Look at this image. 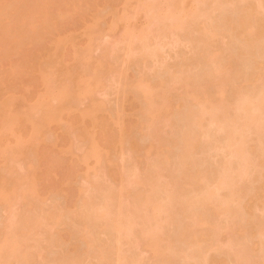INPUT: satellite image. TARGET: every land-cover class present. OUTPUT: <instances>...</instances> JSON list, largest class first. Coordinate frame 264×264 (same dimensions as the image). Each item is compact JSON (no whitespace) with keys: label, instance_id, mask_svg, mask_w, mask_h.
<instances>
[{"label":"rangeland","instance_id":"rangeland-1","mask_svg":"<svg viewBox=\"0 0 264 264\" xmlns=\"http://www.w3.org/2000/svg\"><path fill=\"white\" fill-rule=\"evenodd\" d=\"M149 1H154V3L156 2V5L159 6V8L157 9L158 13L164 11L168 4L167 0H144L145 3H148ZM206 1L203 0L197 3L198 9L195 17H193L188 22L186 28H183L182 31H172V29H170V26H166L167 23L171 24L169 23L170 21H165L162 19V21L166 22L165 24L160 20V17L159 19L154 20V24L151 23L153 24L152 27L150 26L151 28H148L146 24L148 22L149 16H147L146 10L140 11L139 9H136L138 0H116L110 7H108V9H104V7L102 8V4H100L97 7L91 9V11L89 10L87 13H85V17H83L82 14L79 13H72L71 16L63 19L57 17V15L55 14L54 17L51 18V21L57 26V30H55V32H53L52 30V32L47 35V37L50 38L48 41L45 40L44 42L36 43L35 45H31L29 43L30 34L26 31L28 20L22 19V16H11L9 18V21L7 22L6 27L0 29V57H3L2 60H0V81H3L4 83L3 89L1 90L0 88V99L4 101L11 95L15 96L16 98H18V101H16L17 107L27 111V113L29 112L32 116H35L36 111H33L31 106L37 102V100L39 99L38 96L43 93L44 86L41 83L38 84L37 81L33 80V76L29 70H23L21 72L18 71L19 67L21 69L24 67V64L22 63V57L25 52L29 51L33 54H37L44 48H50L52 46L55 47V41L57 39H61L62 37L66 36H73L75 38L76 49L79 53H81L82 56L84 55L83 50L85 49L87 43L85 32L88 28H93V32L95 35L93 39V45L90 49V55L93 58L92 64L95 66L97 59L102 58V60L105 59V61H107V64H110L111 68H113L111 70H108V65L101 68L100 76L102 77L103 82L101 86L94 87V93L89 97H73V99H71L70 101L73 109V111L71 112L73 114L70 116L69 114L61 115L58 121L52 126V129L44 132L43 149L45 148L44 151L46 153H48L49 151V157L47 159L43 160V157L40 156L41 153L39 154L37 151V154L35 151V146L30 143L27 144V146L22 150V153L16 156L13 161L10 162L0 159V175L2 176L10 179L17 178L18 183L22 185L26 180V177L30 174H36L39 178L38 196H34L33 198L30 197L27 201L20 200L18 204H12V211L8 210L9 213L7 212L6 206L3 203H0V229L2 235H15L16 233L20 234V230L27 221L34 219H39L41 221V226L33 231L29 235V237L26 238L25 242V245H27V247H30V252L34 253L33 261L27 263L24 260V255H21L13 262L14 264H68V262H71L72 264H98L97 255L95 256V254L97 253L95 252L96 249L89 247L87 243L81 238L84 222L82 220L83 218L78 215L80 212L78 214L77 212L81 211V206L83 203L82 198H89V196L90 198H92L93 204L96 207L100 208L99 210H102V206L106 205L104 204L105 201L108 202L109 200V198L107 200L106 198L109 196L110 198H113L111 197V193H113L114 195L117 192L118 188L123 183L122 179H124L125 188L126 190H128V195H126L125 198L122 214L124 221L126 223L128 222L127 226L129 227L126 228L121 234V244H117L116 240L113 237V239L110 240V233L107 234L108 232L104 233L102 231L99 232L101 233L100 239L102 240H100L99 244L102 243L103 246H100L102 250H105L106 248V251H109V262H111L114 258L115 250H113L112 252V248L115 246L113 248L115 249L116 247L120 246L122 247V252L127 260L125 264H136V262H134L136 259V261H140L141 263L144 262V264L161 263L159 262L160 260L157 262L156 258H152L150 251L145 247L146 242L148 241H146L143 233H141L145 232L143 229H145L146 227H151L150 229L152 230V228H155L156 232L163 236V239L166 238L163 241L164 244L168 245V242L171 241V243H169L168 245V249L169 247L172 248L173 252L171 254L168 251L167 254L170 253L171 257L173 256V264H186L185 260L188 264V261L190 259L192 260V258L193 262L197 260L194 262V264H196V262H198L197 257L198 255H200V253L195 252L196 254L198 253L196 255L194 252H190V250H192L193 248H190L191 246L189 245V240L187 243H185L183 241L185 239H183L182 236V239L180 238V228L184 225V222L187 221H185V218L188 217V213H186L188 211L187 209H189L188 207H190L193 213L194 211H197V214H199V212L200 214H203L201 213V211H203L204 214L205 212H209L210 210L213 213L215 212L211 209L210 206L209 210H205V208L208 207V204H205L204 202L203 203L205 204V207L202 204L204 210L200 208L201 202H199V205L196 201V203H188L189 201H191L190 197H194L192 198V200L195 199L196 194L198 195L206 185L209 186L210 181L206 185H204V182L206 180L201 182V187L203 189H196L192 187L193 192L191 190L192 188L189 187L187 188L188 190H186V185L183 187V193L179 194V190H181L182 192V189H180L181 185L179 184L181 183L180 181H182V173L190 175L189 173L194 171L196 172L197 170L201 169V171L203 170L206 172H204L206 176L208 174V179L211 180L213 177L217 178L216 172L220 171V173H223V176L220 173L218 174L219 176L227 177L229 179L230 177L228 176L230 175H225L229 174V172L231 171V169H228V167L230 166V164H232L233 168L230 174H238L237 176H231V179H233L232 181L229 180L230 184L226 185L228 188H226L225 190L222 189L219 192L223 191L222 194H225L224 196H230V193H232L231 189L233 191V188L234 190L238 188L237 190H240L239 192L241 193V195H246L248 193H251L250 191L252 190H250V188L253 185L254 189L258 187V182H260L259 174L262 173L261 177L263 175L264 178V172H262L264 170V167L261 166L263 164V161L261 159L264 158V124H261L262 127L259 126L260 129L255 125L256 130L258 128L259 130H263L262 132L254 131L255 127H253L251 124L250 125L253 127L252 130H254H248L247 128H250V126L248 127L247 124H244V121L246 120L245 118V120L241 122L242 128L244 126V128L247 129L246 131L244 130L245 133L240 131V129L242 130L241 127H239L238 129L236 128V125L240 124V122H238V124H234V122L233 124L229 123V125H232V128H230L231 126H229L228 124L227 126L229 127L223 124L226 128H230L232 130H234V127L236 126L235 133L232 132V130L227 131V129L224 128L223 125H220L222 126L220 127L221 129H219L216 124L212 126L211 122V125L208 126V121H210L211 116L210 113L213 110L208 113L210 115H208L209 117L206 116L207 110L209 109L206 108L207 110H205L204 107L201 109L202 106L196 104H194L196 105L194 106L189 99L187 100L186 95V97H184V94L186 93V86L189 87L190 90L202 89L209 92H217L216 90L223 87L227 89V91H229L227 101L225 102L227 104L226 107H221V109H224L223 111L219 110L218 112L222 113L225 111L223 114L226 113V115L229 116V113L235 115L234 112H239V110L242 109L241 105L240 108H237L239 107L237 104H239V94L241 95L243 91L240 90L241 92H238L239 83L237 84V81L232 78L233 75H230V72H232L231 70L235 69L232 68L233 66L231 67L230 72L222 71L220 73H217V76H213L210 79L207 77L212 69H217L218 67L222 68L225 63L230 61V64L234 62L232 63V65L234 64L235 66H237L236 68L240 67V70L241 68L244 71L246 70L245 73L243 72L245 75L247 72L249 73L248 75H250V73H256L254 67L251 66L253 62H250V60L252 61V57L254 59L256 56L258 58L257 60H262V57H258L259 55L257 54V52L261 51L262 47H264V43L255 42L259 44V47L261 46L259 50V47H257V45H255L254 43L249 46L246 41L242 42L238 40L239 38H237L236 36L234 37V34L229 36V33H221L222 35H218V37L213 39V41H208L212 43L210 44V46L206 44L207 41L204 45L203 41H205V39L202 36L203 34L198 31V25L203 24L206 28H212L216 27L219 23V28V26H224V22L222 23V21H224V18L229 21H233V19L234 21L235 19L238 21V18L242 15H240V13H242V7H248L247 5L251 3H256L257 5H259L260 1L234 0V2L229 1L228 3H225L223 0ZM194 3H196V1H194ZM69 4L70 3H68V0H61L62 9L69 10L71 7ZM56 9L57 7L55 8V10ZM262 9L263 12L261 11V13L264 16V7ZM98 10L102 12L100 13L103 16V20L97 26H95L93 23V15L95 14L94 11ZM124 11H127V13L130 15L128 25L130 27H134V35H136L137 33L136 30L138 31L141 29H146V31L150 32V35H148L147 37V41L142 40L138 42L139 40L137 39L138 41L135 40L137 42H133L134 45L132 43L135 50L129 53L130 55L128 54L127 44L124 43L126 41V38H124L125 36H123V29L126 23L121 21L117 23V26H113L112 23L113 13L111 12L121 14ZM31 12L35 17V11L32 10ZM154 18H152L151 20L153 21ZM18 41H20V43H18ZM4 44H7V46L1 48V46H3ZM202 45L204 46L202 47ZM253 45L256 47H254ZM146 46H150L149 49H147L148 47L146 48ZM205 46L209 49L210 53H217V55L213 58V61H211L214 64L210 63L209 65L207 63L209 59L204 55L205 53L209 55V53H207L208 51L206 48L204 49ZM252 46L253 48H251ZM3 49L5 50L3 51ZM262 50H264V48ZM245 51L247 55L245 54ZM251 51L253 52L251 53ZM60 53H63L62 62L57 61V59H61L59 55L56 59H46L44 61L46 62L44 65V69L46 72H49L51 70L59 71L62 67L72 68L76 71H82L85 68L83 61L82 63H80L74 58L73 50L69 46H66L65 49ZM262 53H264V51ZM262 53L260 56H263ZM252 54L253 56H250ZM238 64H241V66L243 67L239 66ZM92 69V67H87V73H91ZM4 70H6V73L8 75L3 77ZM14 70H16V72H13ZM206 71L209 74L205 75ZM142 78H144L145 81H148L149 84L151 83L153 85H156V83L158 84L160 81H164V84L166 82V84L164 85V89L168 96L171 97L172 109L169 112L167 111L162 113L152 123L147 121L145 117L142 116V112L140 110L144 109L145 105L143 102H141L142 99L140 101V97H137L138 93L136 91L134 92L133 89L123 86L124 83L126 85L129 82L135 83L138 81V79L143 80ZM231 78L236 84H234V82L232 83ZM12 79H18L19 83L16 85L12 84ZM259 80L258 82L256 81L254 83L256 85H252H254V87L259 86L260 88H263L264 80ZM61 82L62 81L55 83L56 88L62 85ZM226 83H230V85L233 88L235 86V88L233 89ZM254 87L251 89H254ZM259 87H255V89L258 91L259 89L257 88ZM251 92L253 93L255 92V90H251ZM259 92H261V89L259 90ZM259 92H255V94L257 93L258 97L261 96L258 95ZM241 96V100L244 101V95ZM257 96L255 98L253 96L254 99L252 98L253 104H251V109L253 110V112L255 111L256 114H260L259 116H263L262 118L264 119V115L262 114V108L264 107H261L262 101H259ZM136 97L139 99H136ZM260 99L262 100L261 97ZM241 100L240 103L242 104ZM213 102H215L214 105L218 104L219 97L216 96L213 99ZM197 106H199L200 109ZM256 106L257 108H255ZM259 106L262 110L259 109ZM89 107L93 108L94 110H97L99 108L97 110V115L102 120L107 118L110 113L113 114L114 111L119 109V111H121L122 113V119L126 125V130L125 136L121 139V141H117L116 149L111 150L107 157H105L102 161H98L94 156H92L87 164H81L79 162V158L83 154L87 144L83 138H80L77 131V126H70L69 123H71L72 125L75 118L79 117L80 113ZM186 109L188 110L187 112L193 110L192 112L194 113L197 111H199L200 113V110H202L201 113H203H200V115H203V118L206 114V119L202 121L200 125L201 127H197L195 123L192 124V121H194L193 117H191L192 119L186 117L188 116ZM257 109L258 111L256 112ZM242 111L243 109L240 112L244 114L243 112L245 111ZM232 115L230 114V119L233 120V118H231L233 117ZM236 115L238 114L236 113ZM241 116H239L240 119ZM245 117H247V114H245ZM207 118H209V120ZM236 118L234 117L235 120H233L235 121V123H237ZM243 118L244 116H242V119ZM240 119L238 121H242V119ZM228 120L229 119H227L226 122L224 121V123H228L230 121ZM86 121L89 130L93 132L94 129L91 125V122L88 120V118H86ZM262 122H264V120ZM204 126L206 128H204ZM112 129L118 135V133L115 131L117 127L113 125ZM67 130L70 132L69 137L67 139H62L61 136L63 135V131ZM185 130V133L190 132V135L192 134V137L196 133V131L197 133H199V135L197 133V135H194V139H196V136H198L197 150L199 151L195 150L194 152L190 153L187 158L188 160L190 159L189 161L184 159L187 157V155L186 157H182L183 160H181V155L183 156L184 150L183 141L185 137L183 136H185ZM228 132L229 134H227ZM230 132L234 134L237 133V136H239L238 138L235 135L237 142V145L235 143L236 148L239 149L240 146H244V148L242 146L240 151H237L236 149L238 155L237 153L234 154L235 146L232 147L234 148L233 151L228 147L227 143L225 146V142L229 141L228 136L230 135ZM238 132L246 134V138L244 139L243 137L245 135H243L242 133L241 135ZM187 136H189V133L187 134ZM226 137H228L227 140ZM10 138L11 140L14 139L12 137ZM240 139H242V144L239 142ZM132 143H134V145H132ZM55 144L58 146H56ZM152 145H154L155 148L159 150V152H157L158 154L156 153V151H154L153 153H147V148ZM199 146L200 148H198ZM225 148L230 149H228L229 154L226 151L227 149L225 150ZM243 149L244 151H242ZM164 153L169 154L170 160L167 159V162H169H165V165L162 166L161 159L163 157L164 160V157L166 156ZM184 160L185 165L187 163V166L190 164L189 168L181 163V161L184 163ZM55 161L56 163L55 165H53ZM260 161H262V164ZM242 164H244L245 166L248 164L245 168L247 173L246 175H244L245 172L244 174L242 172V168L245 167L244 165L242 166ZM183 165L187 169H183ZM222 165L224 167L228 165V167L225 168L227 169V173L224 171L225 169ZM232 165L230 166V168L232 167ZM117 167L122 169L125 168L123 169V177L121 174H119L114 178L112 176V173H110ZM221 167H223V169ZM234 168L237 171L233 170ZM9 169H13V171L9 172ZM48 169H50L52 173L48 177H46L45 173H47ZM221 170L223 171L221 172ZM233 171L236 172L234 173ZM95 175H98V177H95ZM209 176L213 177L209 178ZM183 177L185 178L186 175ZM156 178L158 179V183L156 182ZM254 178H257V181H252ZM261 180L263 181V179ZM153 182H156L155 185L158 184L159 187L156 186L154 188H151V183ZM254 182H257L258 184L256 183L255 185ZM141 183L144 184V187ZM202 184L204 185V187L202 186ZM212 185L213 184H211V186ZM234 185L236 188L234 187ZM197 186L199 187L200 184ZM213 186L215 187V185ZM213 186L209 188L215 190L213 189ZM83 187L85 190L87 189V193L81 192V188ZM142 187V191L144 190L142 193H144V195L148 190H150L149 192L152 195L150 197L155 198L156 196L155 200L157 202L159 201L162 204L163 207L161 206L162 208L157 210V214L153 215L150 212L148 214L146 213L148 212L146 209L145 211L143 210V207L139 208V203L137 205V199L135 200V198L139 193H141V191L138 190ZM155 188L158 189L156 190ZM176 189L177 196H174V198H172V194L174 193V191H176ZM243 189L246 193L243 191ZM246 189H249L250 191ZM241 190L245 194H243ZM136 191H138L139 193H136ZM168 191L172 192V194ZM194 191L195 193H197L194 194ZM198 191L200 192L198 193ZM219 192L217 191L218 195L214 194L216 196L215 199L219 197L217 199L218 202L216 203L220 204V208H224V206H226L224 205V203L228 200V198L222 196V194ZM153 193L155 195H153ZM134 195L136 196L134 197ZM178 195L179 197H181L178 198ZM247 197L243 196V198L241 197V199H246ZM112 200L109 201V204H107L111 208L115 209V207H113V205L115 206V201L113 204ZM184 200L187 201L188 207L186 206V202ZM233 200L232 203H235V201ZM197 201H199V199ZM238 203V205L240 206L243 205L242 201H238ZM189 204H191V206L192 204H194V206L191 207L189 206ZM238 205L237 203H235V205L233 204L232 206H234V208L231 206V208L229 209L230 212L227 213L228 210H226L227 212L225 213L227 214L225 215H222L223 213L219 214L218 212L213 214L210 211L211 214L210 216L208 215L210 218L209 219L206 215L209 213L207 212L205 214V217L208 218V221L210 220V225L212 226L209 227L210 235H208L209 238H207V240H210L208 241V243L205 240L207 244H205L204 242L205 245L203 244L201 246L203 247L201 248L202 253H205V255H200L202 258L200 256L199 258L203 259V256L207 258V254H209V252H211L212 254L214 252L217 253L219 247L222 251L221 256L224 259H227V264H260L263 248L262 246H259V244L261 243L259 237L253 239L250 237L248 238V236H241L236 232V230H233V226L238 223L240 225H243L244 223L246 226L251 225L247 224V222L252 223L250 222L252 221L250 217L248 219L249 221L246 220L247 214L245 213L247 212H243L244 208L242 209L244 205L242 207ZM259 205V207L254 209V213L253 209L251 211V213L253 214L252 217L254 218L253 223L256 224V228L259 225L264 224V202L262 204L260 202ZM184 207L186 210L184 209ZM10 212L15 213V215L12 213L14 216L12 215L11 217ZM50 215L56 218V223L54 221H51ZM189 220L192 222L190 217ZM91 221H94V219H92ZM92 225L91 226L95 228L94 224ZM257 229L254 230L257 231ZM127 232H129V234H127ZM165 240L169 241L165 242ZM261 240L264 244V238H262ZM253 242L254 250L252 249ZM257 243L258 245H255ZM208 244H211L212 247L215 246L217 248H215L217 251H214V249H210L209 251L208 249L206 253V250L209 247ZM263 244L261 243L260 245ZM211 253L209 255H211ZM189 256H191L192 258H187ZM204 263L206 264L205 258Z\"/></svg>","mask_w":264,"mask_h":264},{"label":"bare ground","instance_id":"bare-ground-1","mask_svg":"<svg viewBox=\"0 0 264 264\" xmlns=\"http://www.w3.org/2000/svg\"><path fill=\"white\" fill-rule=\"evenodd\" d=\"M115 1L116 0H68V3H70L69 5L71 7L69 10H66V9L61 8L62 7L61 0H0V29H3L4 27H6L7 22L9 21V18L11 16H16V17L22 16V19L28 20V23L26 25L27 26L26 31L30 34L29 43L31 45L32 44L35 45L36 43H41V42H44L45 40L48 41L50 38H48L47 35L50 32H52V30H53V32H55V30H57V26L55 24H53L51 21V18H53L55 14L57 15V17H60L63 19L71 16L72 13H75V14L79 13V14H82L83 17H85L84 14L87 13L89 10L91 11V9H93L94 7H97L98 5L102 4V8L104 7V9L105 8L108 9V7H110L112 5V3H114ZM167 1H168V4L166 6V9L164 11H162L161 13H158L157 9L159 8V6L156 5V2L154 3V1L153 2L149 1L148 3H145L144 0H138L136 9H139L140 11L146 10L147 16H149L148 22L146 24V26L148 28H151L155 22L154 20L159 19V17H160L161 21H162V19L165 21L166 20L170 21L169 23H171V24L167 23L166 26H168V27L170 26L171 27L170 29H172V31L173 30L182 31L183 28H186L188 22L193 17H195V14H196L197 9H198L197 3H199L200 1H203V0H192L193 2L191 0H167ZM194 1H196V3H194ZM204 1H206V0H204ZM207 1H209V0H207ZM223 1L225 3H228L229 1L234 2V0H223ZM258 1H260L259 5H257L256 3H254V4L251 3V4L247 5L248 7H245V8L242 7L243 8L241 10L242 13L239 12L240 15L241 14L242 15L241 16L239 15L240 17L238 16L239 17L238 21L236 19L234 21V19H233V21H234L233 22V21H229L226 18H224V21H222V23L224 22V26H222V27L219 26V28H218L219 23L216 27H212V28L211 27L206 28L203 24L198 25V31L203 34L202 36L205 39V41H203L204 45L207 41L206 44H208L210 46V44H212V43H210L208 41H211V40L213 41V39L218 37V35H220L221 33L222 34L223 33H226V34L229 33L228 34L229 36L234 34V37L236 36L237 38H239L238 40H240L242 42L246 41V43H248L249 46L254 43L255 45H257V47H259L258 46L259 44L255 43V42H263L264 43V16L261 13V11L263 12L262 8L264 7V0H258ZM192 3H194V4H192ZM56 7H57V9L55 10ZM32 10L35 11V17L33 15V13L31 12ZM94 12H95V14L93 15V17H94L93 23L95 26H97L103 20V16L101 15L102 12L100 10L94 11ZM111 13H113L112 14L113 15V22H112L113 26H117V23H119L121 21L126 23L124 26V29H123V31H124L123 36H125L124 38H126L125 39L126 41L124 40L125 42L124 41L123 42L125 44H127L128 54L131 53L133 50H135L133 48V45H134L133 42H137L138 40H139L138 42H140L142 40L147 41V39H148L147 37H148V35H150L149 34L150 32L146 31V29H141L138 31L136 30L137 33H136V35H134V31H135V29H133L134 27H130L128 25L130 15L127 13V11H124L121 14L115 13V12H111ZM152 18H154L153 21L151 20ZM228 19H230V18H228ZM165 21H162V22H164L166 24ZM151 23H153V24H151ZM94 35L95 34L93 32V28H88L87 31L85 32V36L87 37V43H86L85 49L83 50L84 55H82V56H81V53H79L78 50L76 49L75 38L73 36H68V37L66 36V37H62L61 39H57L55 41V47L52 46L50 48H44V49L40 50V52L37 54H33L32 52H29V51L24 53V55L22 57V59H23L22 63L24 64V67L22 69L19 67L18 71L21 72L23 70L24 71L29 70L33 76V80L37 81L38 84L41 83L44 86V91L42 94H40L38 96L39 99L37 100V102L31 106L32 110L36 111L35 116H32L29 112L27 113V111H25L21 108H18L16 105V101H18V98H16L13 95L9 96L4 101H2L0 99V159H3L5 161H10V162L13 161V159L16 156H18L19 154L22 153V150L27 146L28 143L35 146L36 153H37V151L39 154L41 153L40 156L43 157V160H45L49 157V151H48V153H46L44 151L45 148L43 149L44 132L51 130L52 126L58 121V119L61 117V115L69 114V116H70L73 114L71 112V111H73V109H72V105L70 103V101H71V99H73V97H76V98L89 97L94 93V87L101 86V84L103 83L102 77L100 76V69L101 68L108 65V70L113 69V68H111V65L107 64V61H105V59L102 60V58L97 59L95 66L92 64L93 58L90 55V49H91V46L93 45ZM135 40H137V41H135ZM201 41H202V39H201ZM18 43H20V41H18ZM132 43H133V45H132ZM201 44H202V42H201ZM204 45H202V47ZM6 46H7V44H4L3 46H1V48H4ZM66 46H69L73 50L74 58L77 61H79L80 63H82V61L84 62L85 68L82 71H76L72 68L62 67L59 71L51 70L49 72H46L44 69V65L46 62H44V61L46 59H56L59 55L61 59L60 60L57 59V61L62 62L63 53H60V52L63 51ZM253 46L251 48H253ZM263 46H264V44H263ZM149 47L150 46H146L147 49H149ZM254 47H256V46H254ZM205 48L208 51L207 53H209V55H207L205 53L206 50L204 52L205 53L204 56L208 57V59H209V61L207 63L209 65H210V63L214 64L211 61H213V58L217 55V53H214V52L210 53L209 49L206 46L204 47V49ZM260 48H261V46L259 47V50H260ZM263 48L264 47H262V49ZM262 49L260 52L254 51V52H257V54L259 55L258 57H260V58L262 57V60H260V59L257 60L258 58L256 55H255L256 57L254 56L255 57L254 59L252 57V61L250 60V62H253V64L251 66L254 67V70L256 73H250V75H248L249 73L247 72L245 75L244 73L246 72V70L244 71L242 68L240 70L239 69L240 67L236 68L237 66H235L234 64L232 65V63H234V62H232L230 64L231 61L227 62L225 64L223 63L224 65L223 66L221 65L222 68L216 67L217 69H212L211 72L209 71L210 74L207 71L205 73V75L209 74L208 77L207 76H205V77L210 79L213 76H217V73H220L222 71H224V72L229 71L230 72V69L232 66H233L232 68H235V69H233L234 71L231 70L233 73L230 72V75L232 74L233 77L232 76H228V77H232L235 81H237L236 82L237 84L239 83L238 84L239 85L238 92L240 93L241 91H243L241 93V95H244L243 96L244 101L241 100L242 96L239 94V97H240L238 100L239 104H237L239 107H237V108H240V105H241V108L243 109V111H245V112L242 111L244 114H242L240 112L242 109L239 110L240 113L234 112L235 115H236V113L238 114V115H236L237 118L235 115H232V113H229V116H227L226 113L223 114L225 111L222 113L218 112L219 110H221V111L224 110V109H221V107H223V108L226 107L227 103H225V102L227 101L228 92H229V91H227V89L222 87L223 89L219 88L218 90H216L217 92H209V91H204L202 89L190 90L189 87H187V86L185 87L186 93L184 94V97L187 96V100L189 99L193 105L196 104V105L202 106L201 109L203 107L205 108V110L209 109V110H207V115L205 114L206 116H208L209 115L208 113H210V111L213 110L212 111L213 113L212 112L210 113L211 116L209 115L210 121H208V123H209L208 126H210L212 123V126H214L216 124L218 126V128L221 129L220 127H222V126H220V125L225 124V126H227V124L229 125V123L233 124V122H234V124H238V122H240V124H238L239 126L236 125L237 126L236 127L234 125L238 129L239 127L242 128L241 122H243L245 120V118H246V120L244 121L245 122L244 124H247L248 127L250 126V128L246 127L248 130H252V128L255 127V125H256V127H259V126H261L262 123L264 124V122H262L264 120L262 118L263 116L262 117L259 116L260 114H258V113L256 114L255 111L253 112V110L251 109L252 108L251 104H253L252 101L257 96V93L255 94V92H259L260 89H261V92H259L258 95H261V96H259V97L257 96V98L259 101H262L261 107H264V85H263V88H260L259 86H255V87H259V88H257V89H259L258 91L254 87V85H256V84H254L256 81L258 82L259 79H260L259 81H262L261 79L264 80V53H262L264 50H262ZM4 50L5 49H3V51ZM253 50H255V49H253ZM252 52L253 51H251V53ZM261 53L263 56H260ZM245 54H246V51H245ZM254 54H256V53H254ZM248 55H249V53H248ZM250 56H253V54ZM2 58L3 57H0V60H2ZM128 60H129V57H128ZM238 65L241 66V64H238ZM18 66H20V65H18ZM87 67L93 68L91 73H87ZM241 67H243V66H241ZM13 72H16V70H14ZM7 75L8 74L6 73V70H4L3 71V77L7 76ZM232 78H231V80L233 83L234 81ZM140 79H138V81L135 83L129 82L127 85L124 83L123 86H126L130 89H133L134 92L136 91L138 93L137 97H140V101L142 99L141 102H143L145 105V107L143 106L144 109H141L142 107L140 108L141 109L140 111L142 112V116H144L147 121L152 123L162 113L167 112V111L169 112L172 109L171 97L168 96V94L166 93V91L164 89V85L166 84V82L164 84V81H160L158 84L156 83V85H153L151 83L149 84L148 81H145L144 78H142L143 80H140ZM59 81H62L61 82L62 85L60 87L56 88L55 83H57ZM11 82H12V84L16 85L19 83V80L18 79H12ZM225 82H228V81H225ZM236 83L234 82V84H236ZM226 84L230 85V83H226ZM252 84H254V85H252ZM3 87H4V83H3V81H0L1 90L3 89ZM253 87H254V89H251ZM234 88H235V86H234ZM251 90H253V91L255 90V92L252 93ZM137 93H135V94H137ZM216 96L219 97V103L214 105L215 102H213V99ZM253 96H254V98H253ZM137 97H136V99H139ZM260 97L262 98V100L260 99ZM240 100L242 101V104L240 103ZM258 100H256V101H258ZM196 105H194V106H196ZM254 106H255V104H254ZM257 106L255 108H257ZM101 107H104V106H101ZM197 107L199 108V106H197ZM255 108H253V109H255ZM259 109H261L260 106H259ZM262 109L261 110L264 112V108H262ZM97 110H94L93 108L89 107V108L83 110V112L80 113L79 117L75 118L72 125H71V123H69L70 126H74V125L77 126V131L79 133L80 138H83L87 144L83 154L79 158V162L81 164H87V162L89 161V159L92 156H94L98 161H100V160L102 161L105 157H107V155L109 154V152L111 150L116 149L117 141L118 140L121 141V139L125 136L126 125L122 119V113H121V111H119V109L113 112V114H115V115L110 113L108 115V117L103 119V120L98 117ZM187 111L188 110L186 109V112ZM192 111L187 112L188 114L187 113L186 114L188 116H186V117L189 119L191 117H193L194 121L191 120L192 124L195 123V125L197 127H199L201 125L202 121L204 119H206L205 115H204V118H203V115H200L202 110H200V113H199V111H197L195 113ZM257 111H258V109L256 110V112ZM263 112H262V114L264 115ZM230 114L233 116V117H231V118H233V120H235L234 117L236 118L237 123H235V121L230 119ZM239 114L244 116V118L242 119V116ZM245 114H247V117H245ZM239 116H241L242 121H238L240 119ZM144 117H143V119H144ZM86 118H88V120L91 122V125L94 129L93 132L90 131L88 128ZM207 119L209 120V118H207ZM227 119H229L230 121L228 120L229 121V122L227 121L228 123H224V121L226 122ZM244 124H242V125H244ZM113 125L117 127V129L115 131L118 133L119 136L112 129ZM247 125H245V126H247ZM225 126L223 125L224 128H226ZM229 126H231L230 128H232V125H229ZM229 126H227V127H229ZM188 127H189V125H188ZM235 127H234V130H232L230 128H226V129H227V131L232 130V132L235 133V131H236ZM256 127L254 128L255 130L253 129L254 131H256V132H258V131L262 132L263 131V130H259L260 127H259V129L257 128V130H256ZM204 128H206V127L204 126ZM243 128H244V126H243ZM243 128H242V130L240 129V131L244 132V130L245 131L247 130V129H245V128L243 129ZM202 129H203V125H202ZM261 129H263V128H261ZM186 130H187V128H186ZM186 130L184 131V133L186 132ZM242 132H240V133L238 132V133L241 134ZM184 133H183V135H184ZM188 133H189L190 137L187 136ZM188 133H185V136L182 135L185 138L183 141L184 142L183 156L181 155V160H183L182 157H186V155H187V157L184 158L187 161L190 160V159L189 160L187 159L189 154L194 152L195 150H197V146H198V143H197L198 142V136H196L197 140L194 139V137H195L194 135L197 133V131L193 135V137L191 136L192 134L190 135V132H188ZM234 133L230 132V135L228 136L229 141L225 142V146L227 143L228 147L230 149H232V151L234 149L232 147L235 146V143L237 145L236 137L239 138V136H237V133L236 134H234ZM62 134L63 135L61 136V138L67 139L70 135V132L68 130L63 131ZM197 134L199 135V133H197ZM227 134H229V132ZM96 135H98V136H96ZM235 135H236V137H235ZM241 135H240V137H241ZM243 135H245L243 137L245 139L246 134H243ZM10 137H12L14 139L11 140ZM228 137H226V140ZM246 141H247V139H246ZM239 142L241 143L242 139H240ZM244 143H245V141H244ZM132 145H134V143H132ZM199 145H200V143H199ZM56 146H58V145H56ZM225 146H223V147H225ZM242 146H240L239 149L236 148V146H235L234 154L237 153V155H238V152H236V149H237V151H240ZM237 147H239V146H237ZM198 148H200V146ZM243 148H244V146H243ZM226 149L227 148H225V150ZM228 149L226 151L229 154L230 149L229 150ZM154 151H156V153L159 152V150L156 149L154 145L147 148V153H153ZM197 151H199V150H197ZM242 151H244V149ZM165 155H164L165 156L164 160H163V157L161 159V162L162 163L164 162L163 164L161 163L162 166L165 165V162L166 163L169 162V161L167 162V159L170 160L169 154H165ZM185 160H184V163L181 161V163L184 165H185ZM261 160L263 161V164H262V161H260L262 164L261 166L264 167V158ZM228 162H230V161H228ZM55 163H56V161L54 162L53 165H55ZM187 164L185 166L189 168L190 164L188 166H187ZM244 164H242V166ZM184 165H183V169L185 168ZM231 165L232 164H230V166ZM247 165L246 166L244 165L245 167L242 168L243 174L245 172L244 175L247 174L246 169H245L247 167ZM230 166L228 167V165H226L225 167L224 166L223 167H224V169L226 167H228V169H231V171H232L233 165L231 168H230ZM223 167H221V168L223 169ZM235 168L233 170H236ZM123 169H125V168H123ZM123 169L117 167V168L113 169L110 173H112V176L114 178L117 177L119 174H121L123 177L124 176V170ZM185 169H187V168H185ZM226 170L227 169H225L224 171L226 172ZM12 171H13V169H9V172H12ZM202 171L200 169V170H197L196 172L194 171L195 173L194 172L189 173L190 175L182 173L183 176L186 175V177L185 178L183 176H182V178L180 177L182 179V181H180L181 183H179V184L181 185L180 189H182V192H181V190H179L178 191L179 194L183 193V187L186 185H187L186 190H188L187 189L188 187L189 188L193 187V188L199 189V188H202L201 182L206 180L207 182L206 181L204 182V185H206L210 181L209 186L206 185L204 187V185L202 184V186L204 187L205 190L202 188L204 191L202 189H201L202 191L200 190L201 192L198 191V193L200 192L202 194L199 193L200 195L199 194L197 195L196 194L197 192L195 193V191H194V194H196V197H195V199H193L194 201L192 200V198H194V197H192V198L190 197L191 201H189L188 203L198 202L197 204L199 205L200 204L199 202H201L200 208H202L203 210H204L205 204H208V207H206L208 209L205 208V210H209L210 209L209 206H210L211 209L215 213L218 212L219 214L223 213L222 215H225V214L230 212L229 209L231 208V206L233 204L235 205V203H237V205H238L239 204L238 201L239 202L242 201L244 206L241 203L240 204L243 207L240 205H238V206L242 207V209L244 208L243 212L244 211L247 212L245 214L248 215V216L246 215V220L249 221L248 219L250 217L252 219V221H250V222H252V223L247 222V224H251L250 226L249 225L246 226L244 223H243V225L241 224L242 225L241 226L238 223V224H236L238 226H236V225H235L236 227L233 226L234 227L233 230H236V232L238 234H240L241 236H245V237L248 236V238L250 237L253 239V238L259 237V240L263 244L261 239L264 238V224L259 225L260 228L257 225L258 226L257 227L258 229H257L255 226L256 224L253 223L254 218L252 217L253 214L251 213L252 209H253V213H254V209L260 206L259 205L260 202H261V204L264 202V178H263V175L261 177L262 173L259 174L260 175L259 176L260 182H258L259 184L257 182H254L255 185H256V183L258 184V187H256L254 189V187H253L254 185H253L251 187L252 189L250 188V190H252V191H250L249 189H246V190H249L251 192V193H248L249 195L248 194L241 195V193L239 192L240 190H237L238 188H236L234 185L236 190H234V188H233V191L231 189L232 193H230L231 194L230 196H224L225 194L224 195L222 194L223 191L222 192H219V191H221L222 189L225 190L226 188H228L226 185L230 184L229 180L232 181L233 178L231 179V176L232 177L234 175L237 176L238 173L237 174L232 173L233 175H231L230 174L231 171H230L229 174L225 175V176L230 175V176H228V177H230L228 179L227 177H222L223 173H220V171H219V172H216L217 175L215 174L217 178H215L213 176H211V177L209 176V178H212V177L214 178V179L212 178L210 180V179H208V174L206 176L205 175L206 172L205 171L202 172ZM207 171H209V170H207ZM222 171L223 170H221V172ZM236 171H233V172L235 173ZM262 172H264V170ZM51 173H52V171L50 169H48L47 173H45V176L48 177ZM219 173L222 174V176H219L218 175ZM211 175H212V173H211ZM96 176L98 177V175H95V177ZM226 178L228 179V183H227ZM256 179L254 178L252 181H254V180L257 181ZM261 179H263V181ZM122 180H123V183L120 185L117 192L114 195H113V193H111V197H113V198H110V196L106 198V200L108 198H109V200H108V202L105 201L104 204H106V205L103 204L104 206H102V207L104 209L102 208V210H99L100 208L96 207L93 204V200L89 196V198H84V197L82 198L81 197L83 200V203L81 206V211L77 212V210H76L77 214L80 212L78 215L83 218L82 220L84 222L83 223V232H82L81 238H82V240H84L87 243V245L89 247L96 249L95 252H97L98 254L96 253L95 256L97 255L98 264H125V262H127L126 257L124 256V254L122 252V247L118 246L115 249H113L115 247L114 246L112 248V250H111L112 252H113V250H115L114 258L111 262H109L110 261V258H109L110 256H108L109 251L108 252L106 251L105 245H104L105 250L104 249L102 250L101 247L103 245H102V243L99 244L100 240H101L100 239L101 233H99V232H101V231L104 233L108 232L107 234L110 233L111 238L110 237H108V238H110V240L114 238L116 240L117 244H121L120 243L121 242V234L126 228L129 227V226H127L128 222L126 223L124 221L123 214H122L125 198H126V195H128V190H126L125 185H124V179H122ZM38 181H39V178L36 174L35 175H33V174L28 175L26 177V180L23 182V185L18 183L17 178L10 179V178H7L5 176L0 175V203H3L6 206V209L8 212V210L10 211L12 206L14 204H18L20 200L27 201L30 197L33 198L34 196H38ZM211 181H212V183H211ZM156 182L158 183L157 178H156ZM156 182L151 183V185H152L151 188H154L156 186L159 187L158 184L155 185ZM199 184H200V186L198 187L197 185H199ZM211 184L215 185V187L212 185L214 187L213 189H215V190H212L211 188H209V187H212ZM142 185L144 187V184H142ZM228 186H231V185H228ZM143 187L138 190V191H141V193L136 191V193L137 192L139 193L137 195V197L135 198V200L137 199V205L139 203V205H140L139 208L143 207L144 208V209L142 208L143 210L146 209L148 211L146 213L149 214V212H150L151 214L155 215L158 213L157 210L162 208L163 206L159 201L157 202L155 200L156 196H155V198L150 197V196H152L149 192L150 190H148L147 192L145 191L146 193L144 195V193H142L144 191V190L142 191ZM193 188L191 189L192 192H193ZM253 189H254V191H253ZM217 191L219 193H221L222 196L228 198L227 201L225 200L226 202L224 203V205H226V206L223 205L224 208L223 207L220 208V204L216 203V202H218L217 199L219 197H217V199H215L216 196L214 194L218 195ZM243 191L245 192L244 189H243ZM81 192L87 193V189L85 190L83 187V188H81ZM168 192H170V191H168ZM238 192H239V194H238ZM244 192H243V194L246 193V192L245 193ZM151 193H152V191H151ZM170 193L172 194V192H170ZM174 193L172 194L173 195L172 198H174V196L175 197L177 196V194H176L177 189H176V191H174ZM187 193H188V191H187ZM153 195H155V194L153 193ZM238 195H239V197H238ZM135 196L136 195H134V197ZM243 196H245V197L248 196L246 198L247 200L241 199V197L243 198ZM180 197L178 195V198H180ZM186 197H187V195H186ZM170 198H171V196H170ZM188 198H189V196H188ZM227 198H225V199H227ZM198 199H199V201H197ZM213 199H214V201H213ZM233 199H235V200H233ZM111 200L113 201L112 202L113 204L115 201V206L113 205V207H115V209L111 208L108 205L109 201H111ZM232 200L235 201V203L234 202L232 203ZM236 200H238V201H236ZM185 202H186V206L188 207L187 201H185ZM202 204L204 205V207L202 206ZM189 206H191V204H189ZM193 206H194V204H192L191 207H193ZM232 207L234 208V206H232ZM188 208L189 209H187L188 211L186 212V213H188V215L186 214L188 217L185 218V221L187 220L186 222H189V223L184 222L183 226H185V225L186 226L185 227L181 226L179 236H180V238L182 236L183 239H185V240L187 239L186 241L183 240L185 243H187L189 240V242H190L189 245L191 246L190 248H193L192 250H190V252L191 251L194 253L198 252L202 256L203 254L205 255V253H202L201 248H203V247H201V246L204 244L205 240L207 243L210 240V239L207 240V238H209L208 235H210L209 227L212 225H210L211 222H210V220L208 221V218H209L212 211L211 210H210L211 212L207 211L209 214H206L207 212H205V214L207 216L209 215L207 218V217H205L206 215L204 214L203 211H201V213H203V214H200V212H199V214H197L198 213L197 211H196L197 212L196 213L193 210L194 211V213H193L191 211L190 207H188ZM184 209H185V207H184ZM223 209H224V211H223ZM226 210H228V212ZM189 211L192 213H190ZM221 211H223V212H221ZM225 212H227V213H225ZM12 213L10 215L11 217L13 214L15 215V213H13V214ZM215 213H213V214H215ZM50 214H53V213H50ZM249 214H250V216H249ZM189 217L192 220V222L189 220ZM90 218H91V220L94 219L95 222L91 221ZM50 219H51V221H54L56 223V218L54 216L50 215ZM90 224L91 225L94 224L95 228L92 227L93 225L91 226ZM14 226H15V224H14ZM40 226H41V221L39 219H34V220H29L24 224V226L20 230V234L16 233L15 235H10V234L2 235L1 229H0V264H14L13 262L16 259H18V257L21 255L22 256L24 255V257H25L24 260L27 263H29L30 261L32 262L33 258H34V253L30 252V247H27V245H25V242H26V238L29 237V235L33 231H35L37 228H39ZM250 227H252V228H250ZM150 228L151 227H146L145 229H143L145 232H141V233H143L144 238L146 239V241H148V242H146L145 247L150 251L152 258H156L157 262L160 260L159 262H161V263H158V264H173V262H174V261H172L173 256L171 257L173 249L170 247L168 249V245H169V243H171V241L165 240V242H167V241H169V242H168V245L164 244L163 241L166 238L163 239L162 238L163 236L158 234L156 232L155 228L154 229L152 228V230ZM254 229H257V231ZM182 231H183V233H182ZM127 234H129V232H127ZM130 235H131V233H130ZM179 236H178V238H179ZM260 236H262V237H260ZM20 237H21V239H20ZM206 242H205V244H207ZM258 243H259V241H258ZM258 243L255 245H258ZM260 244H259V246H262V248H263L260 264H264V244L263 245H260ZM208 245H207V247H208ZM196 247H200V248H196ZM211 247L212 246L210 244L206 250V253H207L208 249H209V251H210V249L211 250L214 249V251L217 249L215 246L212 248ZM252 247H253L252 249L254 250V242H253ZM23 248H24V251H23ZM218 249H219L218 250L219 256H218L217 250H216L217 253L212 251L215 253V254L213 253L214 255L211 252H209V254L211 253V255L207 254V258L205 256H203L205 258L206 264H227V259H224L221 256L222 251L220 250L219 247H218ZM197 250H199V251H197ZM168 251L171 253V254L169 253L170 255L167 254ZM200 255H198V257H197L198 262H196V264H205L204 258L201 259L202 257ZM199 256L201 258H199ZM170 257H171V259H170ZM187 258L190 259L192 257L189 256ZM199 259H200V261H199ZM136 260L134 261V262H136V264H144V262L141 263L140 261H136ZM192 260H193V258H192ZM192 260L190 259L188 261V259H187L188 264H194V262L197 261V260H195L193 262ZM185 263L187 264L186 260H185ZM68 264H72V263L68 262Z\"/></svg>","mask_w":264,"mask_h":264}]
</instances>
